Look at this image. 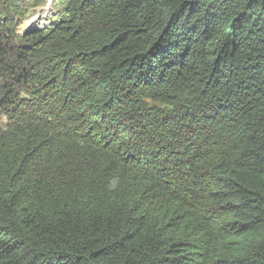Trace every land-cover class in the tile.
I'll list each match as a JSON object with an SVG mask.
<instances>
[{
  "label": "trees",
  "instance_id": "16d2710c",
  "mask_svg": "<svg viewBox=\"0 0 264 264\" xmlns=\"http://www.w3.org/2000/svg\"><path fill=\"white\" fill-rule=\"evenodd\" d=\"M57 2L0 0V264H264V0Z\"/></svg>",
  "mask_w": 264,
  "mask_h": 264
},
{
  "label": "rangeland",
  "instance_id": "374dc122",
  "mask_svg": "<svg viewBox=\"0 0 264 264\" xmlns=\"http://www.w3.org/2000/svg\"><path fill=\"white\" fill-rule=\"evenodd\" d=\"M26 4L27 13L18 26V31L20 33L30 29L32 26L42 27L50 25V23L55 20L58 10L57 0H26Z\"/></svg>",
  "mask_w": 264,
  "mask_h": 264
}]
</instances>
